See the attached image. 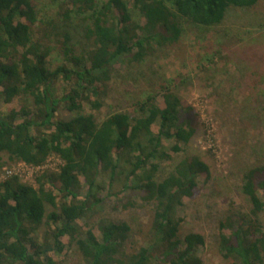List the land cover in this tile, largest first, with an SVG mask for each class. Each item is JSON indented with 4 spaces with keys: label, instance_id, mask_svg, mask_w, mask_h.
Listing matches in <instances>:
<instances>
[{
    "label": "trees",
    "instance_id": "1",
    "mask_svg": "<svg viewBox=\"0 0 264 264\" xmlns=\"http://www.w3.org/2000/svg\"><path fill=\"white\" fill-rule=\"evenodd\" d=\"M170 2L68 0L71 9L60 7V18H82L91 43L77 54L65 30L51 33L56 48L35 34L39 19L33 0H0V103L19 102L18 108L0 111V161L5 156L8 164L40 167L55 156L62 162L56 172L37 173L33 184L16 176L0 182V264H54L50 255L62 253L65 237L84 264H204L198 254L205 244L201 234H186L181 249L183 220L176 210L198 191L200 180L209 181L208 165L186 154L157 179L160 164L172 159L170 152L181 153L180 145L188 146L196 134L194 110L166 88L162 108L154 93L145 92L132 114L117 111L97 122L84 113L101 109L117 63L142 64L152 46L161 50L178 43L184 22L212 30L229 9L251 8L258 0ZM53 52L62 64L50 70ZM254 98L264 106V98ZM59 110L73 116L61 120ZM163 141L174 143L171 150ZM117 180L123 183L119 194L137 195L126 208L140 203L152 212L147 246L137 252L127 251L132 231L127 222L101 218L98 236L79 224L109 196H103L102 185L108 192ZM241 193L248 212L228 209L219 224L218 249L230 264H264V164L243 173Z\"/></svg>",
    "mask_w": 264,
    "mask_h": 264
},
{
    "label": "rangeland",
    "instance_id": "2",
    "mask_svg": "<svg viewBox=\"0 0 264 264\" xmlns=\"http://www.w3.org/2000/svg\"><path fill=\"white\" fill-rule=\"evenodd\" d=\"M67 2L33 0L39 19L34 31L53 48L58 44L53 35L67 31L78 54L91 48V43L84 37L87 24L78 16L72 15L69 21L60 18V7L71 9ZM226 28H231L228 36L225 35ZM152 47L153 53L142 64L117 63L109 95L101 109L85 108L84 113L93 114L97 122L117 111L132 114L135 109L132 106L145 92L154 93L156 105L162 108L161 94L166 88L177 95L183 105L194 110L196 134L188 146L180 145L181 153L170 152L172 159L160 164L157 179L166 177L186 154L197 156L208 165L209 181L203 184L200 180L198 191L192 198H184L182 206L176 210L177 216L183 220L180 247L184 246L182 239L186 234H201L205 244L199 248L198 254L203 263L230 264L218 249L219 224L231 206L239 212H248L249 205L241 193L243 173L252 166L264 164V106L256 105L254 98L255 95L260 100L264 98V0H258L251 8L229 9L223 24L212 30L184 22L178 43L161 50ZM61 64V57L53 52L48 68L54 70ZM62 93L59 86L57 94ZM18 104V101L10 105L0 103V111L6 112L8 107L18 108ZM72 116L62 110L56 114L61 120ZM157 127L158 123L153 126L154 132ZM163 144L168 150L174 145L165 141ZM2 159L0 178L5 175L4 170L13 168L23 174L22 182L31 181L33 170L22 163L8 164L5 156ZM57 162L55 156L49 158L51 167ZM122 184V180H117L108 192L107 184L102 185L103 196L107 193L109 196H105L96 214L79 224L82 228L90 227L98 236L97 223L101 218L114 223L127 222L132 231L126 248L132 253L147 246L152 212L137 201L135 206L126 208V202L137 195L128 191L119 194ZM62 244L64 249L60 255H50L54 264H84L76 246L67 237Z\"/></svg>",
    "mask_w": 264,
    "mask_h": 264
},
{
    "label": "built area",
    "instance_id": "3",
    "mask_svg": "<svg viewBox=\"0 0 264 264\" xmlns=\"http://www.w3.org/2000/svg\"><path fill=\"white\" fill-rule=\"evenodd\" d=\"M22 165L25 166L27 169H31L34 171L33 176L32 175L30 176L31 181L29 182L32 184V183H34V177L37 173H42L46 170L54 171L55 169H56L55 171H57L59 166L62 165V162L58 159V162L55 165V167H51L49 165V159L46 161V163L44 165H42L40 167H32V166L26 165L24 163H22ZM18 171H19L18 169H13V168L9 169V170L8 169L4 170L3 172L5 173V175L2 178H0V182L4 181L5 179H7L11 176H16L22 181L21 177H23V174L19 173Z\"/></svg>",
    "mask_w": 264,
    "mask_h": 264
}]
</instances>
